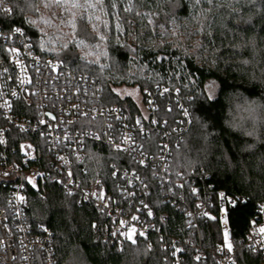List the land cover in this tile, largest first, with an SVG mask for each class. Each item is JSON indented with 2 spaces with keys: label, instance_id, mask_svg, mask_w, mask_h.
<instances>
[{
  "label": "trees",
  "instance_id": "obj_1",
  "mask_svg": "<svg viewBox=\"0 0 264 264\" xmlns=\"http://www.w3.org/2000/svg\"><path fill=\"white\" fill-rule=\"evenodd\" d=\"M8 1L11 13L0 10L4 33L18 28L43 58L61 60L95 78L105 103L131 117L140 107L117 89L138 87L143 95L154 94L156 87L180 91L192 122L173 147L171 179L175 182L181 173L208 174L214 190L238 201L226 209L215 205L213 219H200L198 233L180 207L165 202L155 174L143 168L156 228L181 241L183 264H218L212 251L225 243V231L238 248V264H264V257L244 242L257 204L264 201V0H63L67 9H76L67 22H60L51 0ZM5 46L0 37V61L8 58ZM209 81L218 84L212 99ZM157 99L161 118L180 116L177 106L167 111L170 98ZM5 126L0 113V129ZM8 135L9 152L22 141L39 139L15 128ZM42 144L35 161L41 167L49 158ZM88 147V176L102 174L114 182L109 164L120 154L102 144ZM25 215L33 230L43 226L55 233L58 264H175L155 232L123 246L105 241L98 231L110 220L92 204L79 205L50 180L28 185ZM198 235L207 252L200 262L195 249L184 244L189 236L197 243Z\"/></svg>",
  "mask_w": 264,
  "mask_h": 264
},
{
  "label": "built area",
  "instance_id": "obj_2",
  "mask_svg": "<svg viewBox=\"0 0 264 264\" xmlns=\"http://www.w3.org/2000/svg\"><path fill=\"white\" fill-rule=\"evenodd\" d=\"M0 10L10 14V2L0 0ZM20 31L14 28L4 33L0 28L8 56L0 61V113L6 120V126L0 129V141L4 142L0 143V264H58L55 233L43 226L33 230L25 215L28 185L36 187L46 180L76 197L79 205H94L110 220L97 230L105 241L123 246L155 232L162 247L171 250L175 264H183L181 241L166 237L156 228L147 176L140 169L155 174L165 202L180 207L189 228L198 233L200 219L208 218L215 205L226 209L238 200L224 190H214L207 182L208 174L181 173L175 182L171 179L173 147L183 140L192 122L180 91L167 87H156L154 94L146 91L144 107L131 117L118 105L105 103L95 78L73 71L61 60L43 58L23 32L17 34ZM158 96L170 98L165 102L167 111L177 106L180 116L161 118ZM11 128L39 139L22 141L9 152ZM41 144L49 154L42 167L35 163ZM89 144H102L120 154L109 164L114 182L106 181L102 174L88 176ZM260 227H264V201L257 204L256 217L244 241L264 257ZM129 233L135 242L127 238ZM198 239L196 243L189 236L184 244L195 249V260L200 262L207 252L199 235ZM237 254L238 248L232 245L229 251L226 243L212 251L218 264H238Z\"/></svg>",
  "mask_w": 264,
  "mask_h": 264
},
{
  "label": "rangeland",
  "instance_id": "obj_3",
  "mask_svg": "<svg viewBox=\"0 0 264 264\" xmlns=\"http://www.w3.org/2000/svg\"><path fill=\"white\" fill-rule=\"evenodd\" d=\"M51 1L55 3L54 7H55L56 14L59 17L60 22L61 21L67 22L68 15H70L73 11L76 10L73 6L70 7L71 10H68L70 8L67 9L65 7V2H63V0H51ZM100 1L101 0H96L95 3H100ZM118 27H120V30L122 31V26H118ZM206 89H207L208 95L214 98L216 97L218 93V84L215 81H209L206 85ZM116 91L122 97L130 96L138 104L139 107L141 108L144 107V95L138 87H122V88L117 89Z\"/></svg>",
  "mask_w": 264,
  "mask_h": 264
},
{
  "label": "snow or ice",
  "instance_id": "obj_4",
  "mask_svg": "<svg viewBox=\"0 0 264 264\" xmlns=\"http://www.w3.org/2000/svg\"><path fill=\"white\" fill-rule=\"evenodd\" d=\"M17 34H21V35H22L23 33H22V31H20V32H17ZM42 46H43V42H42ZM12 51H16V50L13 49ZM209 99H212V97L209 96ZM49 115H50V114H49ZM52 118L54 119V117H52ZM40 123H44V121H41ZM138 123H139V122H138ZM0 143H4V142H3V141H0ZM192 191H193V193L195 194L196 190L193 189ZM19 199L23 200L24 198H23V197H20ZM149 215H151V212H149ZM205 215H206V213H205ZM209 218H210V219H213V217H209ZM134 219H136V217H134ZM258 231H259L260 234H264V227H260V228L258 229ZM134 232H135V229H133L132 233H134ZM141 235H143V234L141 233ZM224 236H225L226 247H227V249H228L229 251H231V250H232V245H231V243H230L229 240H228V233H227V231H225ZM127 238H128V239H131V240H133V242H135L131 233L127 234Z\"/></svg>",
  "mask_w": 264,
  "mask_h": 264
}]
</instances>
